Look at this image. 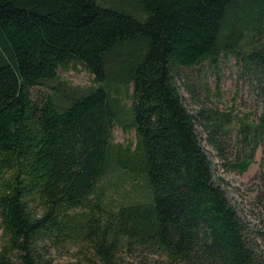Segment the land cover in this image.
I'll return each instance as SVG.
<instances>
[{
    "label": "trees",
    "instance_id": "1",
    "mask_svg": "<svg viewBox=\"0 0 264 264\" xmlns=\"http://www.w3.org/2000/svg\"><path fill=\"white\" fill-rule=\"evenodd\" d=\"M263 39L264 0H0V264H43L49 234L77 235L84 264H111L121 247L169 264H264L195 134L220 151L229 116L201 122L174 83L176 69L232 51L264 102ZM76 65L92 85L59 83ZM35 87L46 93L32 99ZM238 125L264 137V110ZM115 126L132 146L113 142ZM109 170L123 175L114 187L139 179V196L102 206Z\"/></svg>",
    "mask_w": 264,
    "mask_h": 264
},
{
    "label": "rangeland",
    "instance_id": "2",
    "mask_svg": "<svg viewBox=\"0 0 264 264\" xmlns=\"http://www.w3.org/2000/svg\"><path fill=\"white\" fill-rule=\"evenodd\" d=\"M261 45L264 46V39ZM175 73L177 93L188 113L194 115L200 111L201 122L210 118L222 123L221 113L229 116V124H223V137H218L220 151L206 143L205 134L198 125H195V134L209 161L213 185L223 191L239 219L256 232V241L264 255V137L246 139L238 133V122L252 126L264 110V102L260 99L252 77L232 51L220 54L212 62H203L190 69H176ZM57 80L78 88L92 85V77L80 65L59 70ZM30 91L32 99L46 93L42 87ZM122 97L126 112L129 106L128 92L125 95L122 92ZM112 140L114 143L132 146L134 133L128 128L123 130L115 126ZM242 160H248L244 171L238 172L231 167V164ZM119 177H123L122 173L109 170L100 181L105 187L100 200L102 206L114 207L118 202L127 201L125 198L134 200L139 196L137 190L132 188L134 184H141L139 179H127L122 185L114 187L119 185ZM36 208L39 212L40 208ZM74 212L82 213L85 209H76ZM65 237L61 239L55 234H49L39 241L38 255L43 264H84L81 257L85 249L79 248L77 235ZM3 244L0 229V250ZM145 252L121 247L110 256L113 260L111 264H169L162 256ZM14 254L15 251H10L8 257L16 262Z\"/></svg>",
    "mask_w": 264,
    "mask_h": 264
}]
</instances>
